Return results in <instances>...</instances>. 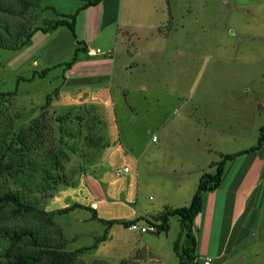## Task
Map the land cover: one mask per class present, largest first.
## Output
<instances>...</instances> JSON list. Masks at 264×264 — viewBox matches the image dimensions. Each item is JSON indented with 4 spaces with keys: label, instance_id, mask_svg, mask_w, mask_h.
Listing matches in <instances>:
<instances>
[{
    "label": "rangeland",
    "instance_id": "rangeland-1",
    "mask_svg": "<svg viewBox=\"0 0 264 264\" xmlns=\"http://www.w3.org/2000/svg\"><path fill=\"white\" fill-rule=\"evenodd\" d=\"M73 2L72 9L60 6L59 14L63 10L74 14L85 0ZM141 3L123 20L119 43L105 51L116 60L106 91H94L101 83L86 65L68 70L79 55L70 49L75 38L68 28L59 38L49 39L54 43L38 57L40 67L29 46L18 52L3 50L0 56V93L16 94L0 107V152L45 106L49 127L27 172L19 180L1 179L0 190L20 191L26 201L53 214L65 250L85 249L81 256L85 264H179L176 246L182 250L187 238L180 235L177 217L171 218L170 232L149 231L143 236L123 224L106 222L152 219L165 210L166 202L183 197L189 184H197L198 176L215 174L223 156L256 146L264 126V0ZM45 18L57 16L49 11ZM46 69L50 71L41 77ZM86 108L100 115L97 127L105 146L92 161L84 162L86 172L79 173L83 155L89 158L93 150L86 147L84 135L69 139L64 134L60 140L54 125L57 116ZM71 128V123L66 126ZM68 145L79 153L73 156ZM59 148L72 156L66 167L75 175L69 171L73 183L52 185V190L41 193L54 164L47 153ZM65 209L72 210L62 213ZM263 231L239 256L230 255L221 263L264 264ZM139 255L143 259H137ZM199 261L204 264L205 259Z\"/></svg>",
    "mask_w": 264,
    "mask_h": 264
},
{
    "label": "trees",
    "instance_id": "trees-1",
    "mask_svg": "<svg viewBox=\"0 0 264 264\" xmlns=\"http://www.w3.org/2000/svg\"><path fill=\"white\" fill-rule=\"evenodd\" d=\"M102 0H94L87 5L79 8L72 15L59 14L56 9L50 5L40 4L37 0H11L10 2H0V56L3 50L18 52L32 44V39L38 32L51 33L61 27L68 28L79 48L77 52L85 51L82 49V42L78 40L76 34V21L78 15L86 7L94 6ZM40 10L39 12H37ZM54 12L56 19L45 18L46 12ZM36 12V13H35ZM41 15V17H39ZM44 15V17H42ZM39 18V20H38ZM78 57H74L69 63L68 70L76 64ZM46 69L41 74L44 77ZM64 80L66 78L64 77ZM60 90L55 92L59 94ZM15 93H0L2 108L5 104H10ZM9 98H12L11 100ZM51 98L48 99V104ZM47 108H42V113L36 119L32 120L27 127H21L16 139L8 146L5 152H0V180L10 176L19 180L27 172V163H31V155L37 151L42 140L46 141L49 133L47 123ZM78 113L68 112L65 115L57 116L55 119V129L58 132L59 139L62 140L64 134H68L69 139H76L84 135L83 142L86 147L93 150L89 158L83 155L82 164L78 166L79 173L86 172L84 162L92 161L105 146L104 138L98 131L100 125V115L95 110H80ZM71 123V130L66 126ZM74 126L80 128L78 132L72 131ZM82 128L85 132H81ZM76 130V129H75ZM264 145V126L260 129L259 140L256 146L236 153L223 156L221 162L217 164L215 174L206 173L201 177L197 191L195 192L191 203L181 208L166 207L165 210L152 219L139 218L135 221L120 222L117 220L106 222L108 226L117 223L123 224L127 229L133 222L145 221L149 225L157 227L156 233H168L170 231L171 218L177 217L189 238L193 240V246L179 249L176 251L180 258V264H200L199 257L196 255V243L193 235V227L196 217L203 211L205 194L208 191L216 190L223 179L224 172L228 162L237 159L245 154L255 152ZM69 152L75 156L79 152L73 146L68 145ZM49 159H52L53 165L50 167L44 178L41 193L46 189L52 190V185H70L73 183L74 175L71 169L66 167L70 157L64 149L57 152L47 153ZM89 156V155H86ZM30 159V160H29ZM51 169V170H50ZM71 172V174L69 173ZM75 176V175H74ZM45 189V190H44ZM47 195H44L46 198ZM79 207V206H76ZM92 209V208H90ZM72 209H65L62 213H67ZM94 218H97L95 215ZM22 221V223H17ZM107 236L103 237L106 240ZM85 249L74 252L65 250V238L61 229L54 222V215L42 210L38 203L26 201L20 191L10 189L0 190V264H85L81 260ZM143 259L142 255L137 258ZM140 263V261H138ZM102 264V263H99Z\"/></svg>",
    "mask_w": 264,
    "mask_h": 264
},
{
    "label": "crops",
    "instance_id": "crops-1",
    "mask_svg": "<svg viewBox=\"0 0 264 264\" xmlns=\"http://www.w3.org/2000/svg\"><path fill=\"white\" fill-rule=\"evenodd\" d=\"M61 1L63 0H49L47 4L54 7L57 12L62 5L69 9H72L70 5L75 6L74 0H65L62 3ZM92 1L94 0H85L81 4L79 2L75 10ZM141 1L143 2V0H102L97 5L86 7L78 15L76 34L78 40L82 42L81 48L87 51L97 49L103 51V54L96 56H90L85 51H81L77 56L78 61L75 67L80 64L86 65L88 71L94 73L93 78L101 83L95 87L94 91H106L107 88H110L107 81L115 74L116 60L115 55L106 54L105 51L113 50L119 43L123 20L127 18L129 10H136L143 4ZM71 13L73 12L63 10L60 14L70 15ZM65 28L61 27L51 33L38 32L34 36L32 44L29 46V52H32L31 57L34 58L36 67H40L39 60H37L42 57L40 54L54 43V41H50V38L52 36L59 38L64 34ZM100 39L105 41L106 45L101 43ZM71 44L70 49L73 51L79 48L76 41L75 45L72 42ZM66 61L68 60L64 62ZM46 65L48 66L45 67H50L49 65L52 64ZM93 67L96 69L95 71L89 70ZM67 80L66 78L64 82L66 83ZM190 173V171H186L188 176ZM203 174L198 176V179L196 178L197 184L188 185L189 188L184 192L183 197L175 199L174 202H168V204L166 202L165 206L170 208L188 206L197 191ZM92 206L96 208L97 205L94 203ZM139 218L141 217L137 216L130 221ZM263 228L264 145L259 150L240 156L227 164L220 186L216 190L208 191L205 195L203 211L196 217L193 227L196 255L202 262L204 259H212L213 264L217 262L223 264L224 262L221 263V261L226 262L230 255L239 256L249 242L250 244L256 242L257 237L260 238L259 234L262 233ZM180 235L187 238L184 248L193 246V240L187 236L184 230Z\"/></svg>",
    "mask_w": 264,
    "mask_h": 264
},
{
    "label": "built area",
    "instance_id": "built-area-1",
    "mask_svg": "<svg viewBox=\"0 0 264 264\" xmlns=\"http://www.w3.org/2000/svg\"><path fill=\"white\" fill-rule=\"evenodd\" d=\"M88 54L90 56H96V55H99V54H103V51L101 49H97V50H89L88 51ZM125 172H129V169H125ZM129 230H132V231H136V232H139L141 234H145V233H148L149 231H154L156 232L157 231V227L154 226V225H149V224H146V225H142L140 222H133L129 228ZM204 264H213V260L211 259H205L204 261Z\"/></svg>",
    "mask_w": 264,
    "mask_h": 264
}]
</instances>
